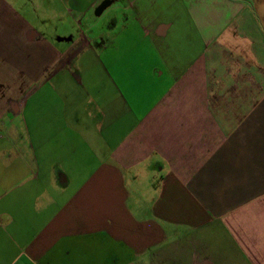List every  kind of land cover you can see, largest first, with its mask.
I'll return each instance as SVG.
<instances>
[{"label": "crops", "instance_id": "0c3cea01", "mask_svg": "<svg viewBox=\"0 0 264 264\" xmlns=\"http://www.w3.org/2000/svg\"><path fill=\"white\" fill-rule=\"evenodd\" d=\"M0 264H264V0H0Z\"/></svg>", "mask_w": 264, "mask_h": 264}]
</instances>
